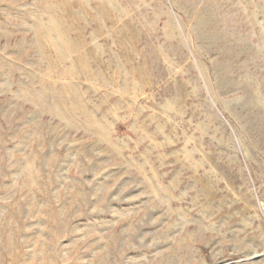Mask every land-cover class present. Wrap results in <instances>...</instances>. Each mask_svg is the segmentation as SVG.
<instances>
[{
  "label": "rangeland",
  "instance_id": "obj_1",
  "mask_svg": "<svg viewBox=\"0 0 264 264\" xmlns=\"http://www.w3.org/2000/svg\"><path fill=\"white\" fill-rule=\"evenodd\" d=\"M0 264H264V0H0Z\"/></svg>",
  "mask_w": 264,
  "mask_h": 264
}]
</instances>
